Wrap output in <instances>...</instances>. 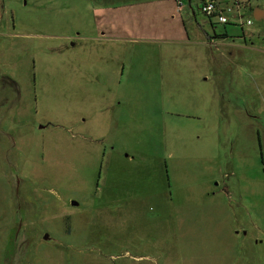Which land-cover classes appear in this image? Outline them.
Returning <instances> with one entry per match:
<instances>
[{
	"label": "rangeland",
	"instance_id": "obj_1",
	"mask_svg": "<svg viewBox=\"0 0 264 264\" xmlns=\"http://www.w3.org/2000/svg\"><path fill=\"white\" fill-rule=\"evenodd\" d=\"M172 1L0 0V264H123L113 197L162 242L125 264H264V20Z\"/></svg>",
	"mask_w": 264,
	"mask_h": 264
},
{
	"label": "flooded vegetation",
	"instance_id": "obj_2",
	"mask_svg": "<svg viewBox=\"0 0 264 264\" xmlns=\"http://www.w3.org/2000/svg\"><path fill=\"white\" fill-rule=\"evenodd\" d=\"M264 7V6H261ZM253 7L251 8L252 11ZM3 27H6V23L3 24ZM64 41H67L68 43H74L77 37H80L79 33H72V34H65L63 35ZM100 38V37H97ZM223 38V37H222ZM101 39V38H100ZM101 41V40H97ZM67 46V43H66ZM8 77L10 80L11 87H16L15 82L13 79L7 75H3L0 80V85L2 81L4 80V77ZM3 96H6V94H3ZM46 126V125H45ZM45 126L41 125V127L45 128ZM64 206L68 207V202L63 200ZM148 202L146 200L140 199H132V198H125V197H113L109 203V210L108 213H105V216L103 217L104 220L108 219L110 221V230H108V237L110 238L109 245L107 248L111 251L112 249L115 252H120L122 255V262L125 264V261L127 258H132L134 261H142L144 259L150 260L151 257H148L149 254H157L159 255L160 252H162V242L158 240L157 236V223L156 226L153 227V224L151 226L146 225L147 223L144 222L141 226V223L143 222V216L147 215V213L144 214V211L142 207L138 203ZM71 204L77 206V203H73L71 200ZM126 212V213H125ZM143 212V214H142ZM70 215V214H69ZM67 215L66 218L69 216ZM150 217V216H149ZM69 218V217H68ZM158 218V217H157ZM150 219H153L150 217ZM159 219V218H158ZM93 224H102L105 223L103 220L99 219L98 221L90 220ZM103 221V222H102ZM141 226V228L144 229L142 236L139 241L132 240L133 231L137 228V225ZM91 230H93V234L96 233L97 237L95 238V242L97 243V240L100 241L102 239V235L104 234V229L101 228H94L91 227ZM45 233V232H44ZM43 233V234H44ZM47 233V232H46ZM43 236V235H42ZM97 239V240H96ZM144 239V240H143ZM83 240V237L80 239ZM117 240V244H115ZM92 247L98 248L99 250H103V247L99 246L98 244L92 245ZM91 247V248H92ZM90 248V247H89ZM92 248V249H93ZM145 248L146 250H144ZM119 256V255H117ZM120 260V259H119ZM119 261L116 262L118 264ZM151 262H157V257L151 261ZM129 264V263H128Z\"/></svg>",
	"mask_w": 264,
	"mask_h": 264
},
{
	"label": "built area",
	"instance_id": "obj_3",
	"mask_svg": "<svg viewBox=\"0 0 264 264\" xmlns=\"http://www.w3.org/2000/svg\"><path fill=\"white\" fill-rule=\"evenodd\" d=\"M180 1L176 0L177 9L181 8ZM250 3L251 0H201L200 10L212 24H226L231 21L243 28L253 24Z\"/></svg>",
	"mask_w": 264,
	"mask_h": 264
},
{
	"label": "crops",
	"instance_id": "obj_4",
	"mask_svg": "<svg viewBox=\"0 0 264 264\" xmlns=\"http://www.w3.org/2000/svg\"><path fill=\"white\" fill-rule=\"evenodd\" d=\"M196 1V3H198L199 4V2L201 1V0H187V5L188 6H190V5H192V3L193 2H195ZM173 2V4L174 5H176V2H175V0H173L172 1ZM191 7V6H190ZM173 9H174V6H173ZM173 9H172V11H173ZM191 10H192V7H191ZM193 16H194V18H196L197 16H196V14L194 13V11H193ZM209 21V20H208ZM209 23H210V21H209ZM105 22L104 21H101L100 23H99V25H101V27L100 28H103L105 25ZM210 25L212 26V28H214V26L210 23ZM192 29H194L193 27H192ZM195 29H197L199 32H201L200 30V28H198V27H196ZM178 35H180V37H187L188 38V32L186 31V29L185 30H183V31H180V30H178ZM245 233V232H244Z\"/></svg>",
	"mask_w": 264,
	"mask_h": 264
},
{
	"label": "water",
	"instance_id": "obj_5",
	"mask_svg": "<svg viewBox=\"0 0 264 264\" xmlns=\"http://www.w3.org/2000/svg\"><path fill=\"white\" fill-rule=\"evenodd\" d=\"M252 15L256 21L264 20V7H260V6L253 7ZM72 202L76 204L74 200H72ZM42 237L44 239H47L49 237L48 233H44Z\"/></svg>",
	"mask_w": 264,
	"mask_h": 264
},
{
	"label": "trees",
	"instance_id": "obj_6",
	"mask_svg": "<svg viewBox=\"0 0 264 264\" xmlns=\"http://www.w3.org/2000/svg\"><path fill=\"white\" fill-rule=\"evenodd\" d=\"M212 24V23H211ZM242 29V28H241ZM223 37H225L226 35H222ZM219 37V36H218Z\"/></svg>",
	"mask_w": 264,
	"mask_h": 264
}]
</instances>
